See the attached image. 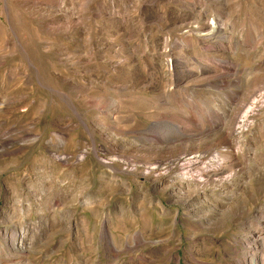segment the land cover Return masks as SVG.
<instances>
[{
  "label": "rangeland",
  "instance_id": "obj_1",
  "mask_svg": "<svg viewBox=\"0 0 264 264\" xmlns=\"http://www.w3.org/2000/svg\"><path fill=\"white\" fill-rule=\"evenodd\" d=\"M0 264H264V0H0Z\"/></svg>",
  "mask_w": 264,
  "mask_h": 264
},
{
  "label": "bare ground",
  "instance_id": "obj_2",
  "mask_svg": "<svg viewBox=\"0 0 264 264\" xmlns=\"http://www.w3.org/2000/svg\"><path fill=\"white\" fill-rule=\"evenodd\" d=\"M215 28L216 27L213 26L212 32H210L209 34L210 37L213 36V33L216 31ZM249 111H245L244 115L241 116V120H237V121L233 120L234 122L239 123V125L234 131L230 132L231 138L239 137V134L241 133L242 129L245 127V120L247 118ZM231 118H233V116ZM190 148L170 155L169 158L167 159L168 161H170L169 163L170 166L167 167V170L172 167H176L178 171L180 170L179 175L182 180L184 179L185 181H190V182H195V183L197 182L199 183L205 180L207 181L209 179H212V177L220 178L218 174L221 172L222 159L219 157V153L217 151L215 152L217 162L214 165V167L209 169L206 166V167H203L202 169V164L203 165L206 164L205 159L207 157V154H209L210 150L205 149L204 151H201V150H194ZM160 165H161L160 161L158 162L155 161L153 163H150L147 169L150 173L159 172L162 169L160 168Z\"/></svg>",
  "mask_w": 264,
  "mask_h": 264
}]
</instances>
